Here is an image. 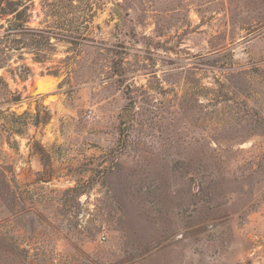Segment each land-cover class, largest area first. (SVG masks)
<instances>
[{"label":"rangeland","instance_id":"obj_1","mask_svg":"<svg viewBox=\"0 0 264 264\" xmlns=\"http://www.w3.org/2000/svg\"><path fill=\"white\" fill-rule=\"evenodd\" d=\"M0 264H264V0H0Z\"/></svg>","mask_w":264,"mask_h":264}]
</instances>
